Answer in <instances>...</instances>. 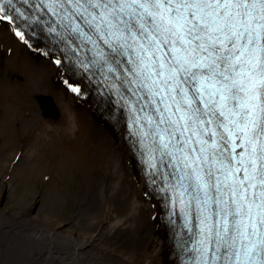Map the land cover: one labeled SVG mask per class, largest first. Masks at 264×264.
<instances>
[{
    "label": "snow or ice",
    "instance_id": "snow-or-ice-1",
    "mask_svg": "<svg viewBox=\"0 0 264 264\" xmlns=\"http://www.w3.org/2000/svg\"><path fill=\"white\" fill-rule=\"evenodd\" d=\"M14 8L0 0V22ZM48 9L96 48L106 79L135 88L136 101L147 95L129 110L150 129L139 133L150 137L140 141L146 174L174 192L172 215L178 201L191 232L193 205L198 213L190 264H264V0H51Z\"/></svg>",
    "mask_w": 264,
    "mask_h": 264
},
{
    "label": "bare ground",
    "instance_id": "bare-ground-1",
    "mask_svg": "<svg viewBox=\"0 0 264 264\" xmlns=\"http://www.w3.org/2000/svg\"><path fill=\"white\" fill-rule=\"evenodd\" d=\"M42 97L58 116L44 115ZM104 114L59 52L15 18L0 22V192L42 203L24 214L0 206V264H174L161 201L125 126Z\"/></svg>",
    "mask_w": 264,
    "mask_h": 264
},
{
    "label": "rangeland",
    "instance_id": "rangeland-1",
    "mask_svg": "<svg viewBox=\"0 0 264 264\" xmlns=\"http://www.w3.org/2000/svg\"><path fill=\"white\" fill-rule=\"evenodd\" d=\"M54 103H55V101H54ZM39 105L41 106L40 102H39ZM48 117H50V116H48ZM50 118H53V117H50ZM0 143H2V142H0ZM18 153L19 152H17V154L15 155V159L12 161L13 162L12 164L14 165V167L16 166V164L18 162V159H17ZM3 171L4 170L0 169V182H1L2 178H3V176L5 175L3 173ZM11 178H12V175L10 174L9 175V179H7V180H10ZM9 182L12 185V187L15 186V187H13L14 190H15L14 193L23 192V185H20L18 183L20 181L18 180L17 177L13 178L12 181H9ZM37 186H39V185H37ZM39 189L43 190V186L42 185L39 186ZM12 193H13V191L10 192L8 189L7 190L3 189V191L1 190V192H0V206L6 207V208H8L11 211L14 210L16 212H19V214L20 213L24 214L26 212V208H30V207L37 208L40 204H42V203H40L41 202L40 197H38L36 195L26 194L24 196V198L22 199L23 201H20V200L18 201V200H16V198L13 197ZM73 205H74V203H73V200H72V206ZM69 211H70L69 209H66L65 213H69Z\"/></svg>",
    "mask_w": 264,
    "mask_h": 264
},
{
    "label": "water",
    "instance_id": "water-1",
    "mask_svg": "<svg viewBox=\"0 0 264 264\" xmlns=\"http://www.w3.org/2000/svg\"><path fill=\"white\" fill-rule=\"evenodd\" d=\"M42 110L46 116L56 117L58 115L56 106L51 97H42L40 99Z\"/></svg>",
    "mask_w": 264,
    "mask_h": 264
}]
</instances>
